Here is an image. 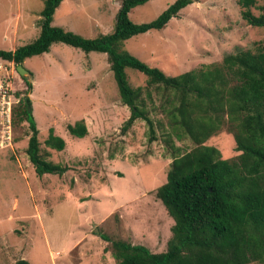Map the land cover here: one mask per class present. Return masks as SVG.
<instances>
[{
	"label": "rangeland",
	"instance_id": "1",
	"mask_svg": "<svg viewBox=\"0 0 264 264\" xmlns=\"http://www.w3.org/2000/svg\"><path fill=\"white\" fill-rule=\"evenodd\" d=\"M174 1L150 0L130 17L151 21ZM263 4L257 0L252 11L261 14ZM120 5L121 0H63L53 24L94 38L113 30ZM43 7L44 0H0V49L34 41ZM263 44L264 27L248 24L237 0H194L165 28L135 35L124 48L168 75H179ZM23 65L30 71L25 76L0 57V264H17L21 258L30 264H116L114 240L165 251L175 220L156 190L167 181L174 156L195 146L188 137L174 138L181 149L173 153L166 141L169 125L161 105L171 91L151 88L152 98L143 92L157 124V139L151 141L142 119L123 131L131 111L121 99L107 53L57 42ZM126 72L132 87L146 89V74L133 68ZM24 77L32 88L27 90ZM2 88L11 96L13 117L23 97L30 98L41 154L69 166L63 175L38 176L27 153L32 133L27 121H13L11 142L2 137ZM80 119L88 127L84 137L67 129ZM52 127L66 140L61 151L45 144ZM206 144L220 149L223 158L241 153L226 126Z\"/></svg>",
	"mask_w": 264,
	"mask_h": 264
},
{
	"label": "trees",
	"instance_id": "2",
	"mask_svg": "<svg viewBox=\"0 0 264 264\" xmlns=\"http://www.w3.org/2000/svg\"><path fill=\"white\" fill-rule=\"evenodd\" d=\"M62 1L44 0L39 36L14 50L0 49V57L16 65L23 64L29 57L49 52L57 42L87 53H107L121 99L131 111L123 131L142 119L148 125L150 140L157 139V124L149 115L143 92L146 90L147 96L152 98L151 88L163 89L171 91L161 105L169 125L166 141L173 153L181 149L174 138L188 137L195 145L174 156L167 181L156 190L157 198L175 220L167 249L153 252L143 244L114 240L116 264L264 262V44L254 51L228 53L219 63L168 75L124 48V43L135 35L165 28L194 0H175L156 18L141 23L134 22L130 14L150 0H121L113 30L94 38L53 24L55 11ZM237 2L248 24L264 27V12L256 15L252 11L257 0ZM127 68L148 76L146 89L131 86ZM24 79L27 90L32 88V82L27 77ZM28 105L31 106V100L24 96L14 109L13 121L29 123L32 130L27 147L30 160L38 176L63 175L69 166L41 154L39 129ZM223 126L233 133L237 150L241 151L235 158H223L220 149L206 144ZM67 129L76 137L88 134L84 119L68 124ZM45 144L61 151L66 147V140L52 127ZM101 236L110 239L104 233ZM17 264L30 262L21 258Z\"/></svg>",
	"mask_w": 264,
	"mask_h": 264
},
{
	"label": "built area",
	"instance_id": "3",
	"mask_svg": "<svg viewBox=\"0 0 264 264\" xmlns=\"http://www.w3.org/2000/svg\"><path fill=\"white\" fill-rule=\"evenodd\" d=\"M3 90V88L1 89ZM10 95L6 91H2V105H1V123L3 126L2 137H4L8 142L12 141V126H13V111H12V101L10 100ZM9 98V99H7Z\"/></svg>",
	"mask_w": 264,
	"mask_h": 264
},
{
	"label": "water",
	"instance_id": "4",
	"mask_svg": "<svg viewBox=\"0 0 264 264\" xmlns=\"http://www.w3.org/2000/svg\"><path fill=\"white\" fill-rule=\"evenodd\" d=\"M17 70L19 71V73L22 75V76H25L26 74H29V70L27 68L24 67L23 64H18L17 65ZM29 97L26 96V99H28ZM28 111L32 112V108L30 105H28Z\"/></svg>",
	"mask_w": 264,
	"mask_h": 264
},
{
	"label": "crops",
	"instance_id": "5",
	"mask_svg": "<svg viewBox=\"0 0 264 264\" xmlns=\"http://www.w3.org/2000/svg\"><path fill=\"white\" fill-rule=\"evenodd\" d=\"M41 20V19H40ZM14 50V49H13ZM4 60V59H3ZM4 61H7V60H4Z\"/></svg>",
	"mask_w": 264,
	"mask_h": 264
}]
</instances>
